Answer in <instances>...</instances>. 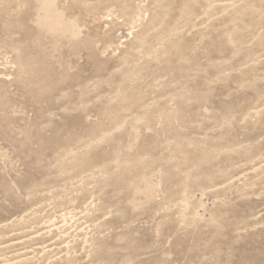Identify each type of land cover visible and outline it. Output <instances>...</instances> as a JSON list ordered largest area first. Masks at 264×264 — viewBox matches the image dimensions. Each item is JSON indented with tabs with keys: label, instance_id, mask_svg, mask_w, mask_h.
Masks as SVG:
<instances>
[{
	"label": "rangeland",
	"instance_id": "1",
	"mask_svg": "<svg viewBox=\"0 0 264 264\" xmlns=\"http://www.w3.org/2000/svg\"><path fill=\"white\" fill-rule=\"evenodd\" d=\"M0 264H264V0H0Z\"/></svg>",
	"mask_w": 264,
	"mask_h": 264
}]
</instances>
